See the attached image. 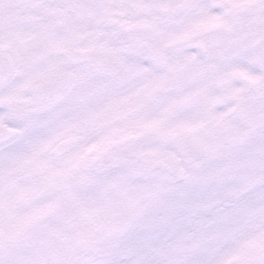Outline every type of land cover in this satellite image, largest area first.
Masks as SVG:
<instances>
[{
  "label": "snow or ice",
  "instance_id": "snow-or-ice-1",
  "mask_svg": "<svg viewBox=\"0 0 264 264\" xmlns=\"http://www.w3.org/2000/svg\"><path fill=\"white\" fill-rule=\"evenodd\" d=\"M0 264H264V0H0Z\"/></svg>",
  "mask_w": 264,
  "mask_h": 264
}]
</instances>
